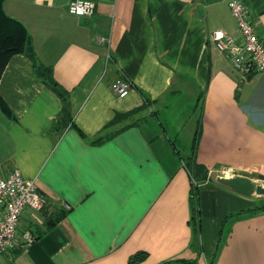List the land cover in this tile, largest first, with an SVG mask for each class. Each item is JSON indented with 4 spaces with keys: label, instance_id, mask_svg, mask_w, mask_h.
Returning <instances> with one entry per match:
<instances>
[{
    "label": "crops",
    "instance_id": "1",
    "mask_svg": "<svg viewBox=\"0 0 264 264\" xmlns=\"http://www.w3.org/2000/svg\"><path fill=\"white\" fill-rule=\"evenodd\" d=\"M71 1L4 2L68 92L74 126L55 128L61 98L31 59L14 55L0 78L9 110L0 107V178L19 169L46 204L24 211L0 264H264V193L215 180L237 170L264 177V73L242 81L211 39L241 37L229 0H93L88 17L69 13ZM240 1L264 41V0ZM119 78L133 84L124 98L112 90ZM141 107L94 142L117 114ZM196 111L181 156L175 142ZM199 128L209 179L197 186L195 215L183 159ZM254 181L264 190V178ZM27 231L33 243L23 242Z\"/></svg>",
    "mask_w": 264,
    "mask_h": 264
},
{
    "label": "built area",
    "instance_id": "2",
    "mask_svg": "<svg viewBox=\"0 0 264 264\" xmlns=\"http://www.w3.org/2000/svg\"><path fill=\"white\" fill-rule=\"evenodd\" d=\"M229 8L237 21L241 33L239 40L222 31L213 32L211 39L216 49L241 74L242 81L257 73H264V41L256 32L250 19L249 10L240 0H229ZM93 0H72L69 13L77 16H91L95 13ZM99 42L105 41L99 37ZM133 88L131 81L119 78L112 84L118 98L126 97ZM46 199L34 179L26 178L19 169H14L7 177L0 178V263L3 255L16 248L19 242V223L27 209L41 211ZM25 244L35 241L30 232L22 236Z\"/></svg>",
    "mask_w": 264,
    "mask_h": 264
},
{
    "label": "trees",
    "instance_id": "3",
    "mask_svg": "<svg viewBox=\"0 0 264 264\" xmlns=\"http://www.w3.org/2000/svg\"><path fill=\"white\" fill-rule=\"evenodd\" d=\"M4 2L5 0H0V78L9 60L14 55L24 54L29 59H31V61L33 62L36 76L42 79L46 83V85L61 98L63 102V109L61 111V115L57 123L55 124V128L63 131L65 128H67L68 126H72L73 124V117L70 111L69 94L55 80L52 69L50 67H45L39 63L33 46L32 38L28 30L20 22L6 15L3 8ZM0 107L4 113H6L7 115L9 114L7 106L3 103V101H1V99ZM143 109L144 107H141L139 109H134L127 113L117 114L116 117L105 128V130L107 131L97 137L94 142L101 143L114 136L121 130H124L123 128L117 131H108L114 125L128 120L130 117L139 113ZM127 127L128 126H126L125 128ZM200 133L201 131L199 128L197 129V132L195 134L193 146L189 155L185 159H183L184 166L188 171L192 181L191 203L192 211L195 215L199 212L196 203L197 186L208 181L209 179L208 168L205 165L199 163L197 160V149ZM259 209L264 210V205L261 206ZM65 215L66 211H61L55 217L49 219L47 223L48 227H52L53 225L57 224L60 220L65 217ZM143 257L144 255L142 253H138L132 257L131 262L136 263Z\"/></svg>",
    "mask_w": 264,
    "mask_h": 264
},
{
    "label": "water",
    "instance_id": "4",
    "mask_svg": "<svg viewBox=\"0 0 264 264\" xmlns=\"http://www.w3.org/2000/svg\"><path fill=\"white\" fill-rule=\"evenodd\" d=\"M262 175L257 173L237 170L231 175H219L216 177V182L222 185H226L235 191L247 195H261L264 190L261 185L257 184L254 179H263Z\"/></svg>",
    "mask_w": 264,
    "mask_h": 264
},
{
    "label": "rangeland",
    "instance_id": "5",
    "mask_svg": "<svg viewBox=\"0 0 264 264\" xmlns=\"http://www.w3.org/2000/svg\"><path fill=\"white\" fill-rule=\"evenodd\" d=\"M190 112H191V114H193L191 110H190ZM199 114H200L199 111H196V113H195L196 118L192 119L190 121V123L185 127V130H183L182 140H179V141L175 142V146L177 147V149L180 152L181 156H186V154L188 153V150H189V148L191 146L192 129L195 128V126H196L195 120L198 118ZM186 138H189V141L187 143V146H188L187 148L188 149L186 147H184V145L186 143Z\"/></svg>",
    "mask_w": 264,
    "mask_h": 264
}]
</instances>
